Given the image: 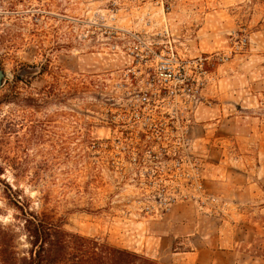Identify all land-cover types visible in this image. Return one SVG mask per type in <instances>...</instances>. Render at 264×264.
Returning a JSON list of instances; mask_svg holds the SVG:
<instances>
[{
  "label": "rangeland",
  "instance_id": "1",
  "mask_svg": "<svg viewBox=\"0 0 264 264\" xmlns=\"http://www.w3.org/2000/svg\"><path fill=\"white\" fill-rule=\"evenodd\" d=\"M0 65V264L29 258L24 212L163 264H264V0H0Z\"/></svg>",
  "mask_w": 264,
  "mask_h": 264
},
{
  "label": "trees",
  "instance_id": "2",
  "mask_svg": "<svg viewBox=\"0 0 264 264\" xmlns=\"http://www.w3.org/2000/svg\"><path fill=\"white\" fill-rule=\"evenodd\" d=\"M23 227L31 244L23 264H163L99 237L70 232L45 214L24 212Z\"/></svg>",
  "mask_w": 264,
  "mask_h": 264
},
{
  "label": "built area",
  "instance_id": "3",
  "mask_svg": "<svg viewBox=\"0 0 264 264\" xmlns=\"http://www.w3.org/2000/svg\"><path fill=\"white\" fill-rule=\"evenodd\" d=\"M117 1V0H115ZM128 1H154V0H128ZM116 15V12L113 13ZM102 32L105 33L106 39L108 40V44L110 45L111 49L123 51L125 49L131 52V62L136 64H141L142 61L145 63L149 60V48L146 39H144L138 33H131L130 30L119 27L117 25L109 24L103 25ZM101 29V28H100ZM143 51H145L143 53ZM163 70L167 71L166 75L171 77L172 73L168 69V65L166 68L165 63L162 65ZM165 68V69H164Z\"/></svg>",
  "mask_w": 264,
  "mask_h": 264
},
{
  "label": "water",
  "instance_id": "4",
  "mask_svg": "<svg viewBox=\"0 0 264 264\" xmlns=\"http://www.w3.org/2000/svg\"><path fill=\"white\" fill-rule=\"evenodd\" d=\"M5 75H6L5 71L3 70V68H2L1 65H0V86H1V85L3 84V82H4Z\"/></svg>",
  "mask_w": 264,
  "mask_h": 264
}]
</instances>
